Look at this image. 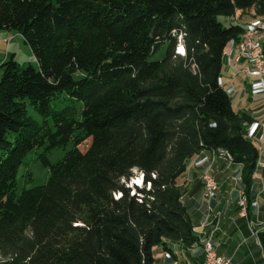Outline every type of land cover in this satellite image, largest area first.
I'll list each match as a JSON object with an SVG mask.
<instances>
[{"label":"trees","instance_id":"obj_1","mask_svg":"<svg viewBox=\"0 0 264 264\" xmlns=\"http://www.w3.org/2000/svg\"><path fill=\"white\" fill-rule=\"evenodd\" d=\"M251 8L264 15V0H0V31L38 63L0 60V264H155L156 247L201 246L178 181L188 160L229 159L248 191L261 158L220 81L246 29L235 14ZM41 147L48 179L17 193Z\"/></svg>","mask_w":264,"mask_h":264},{"label":"crops","instance_id":"obj_2","mask_svg":"<svg viewBox=\"0 0 264 264\" xmlns=\"http://www.w3.org/2000/svg\"><path fill=\"white\" fill-rule=\"evenodd\" d=\"M236 14L237 18H235V22L245 27L253 25L257 20H264V15H255L254 8L247 10L245 13H241V11L238 10ZM235 48L236 43H229L226 46L223 56V68L224 66L227 68L230 65V62H232L231 65L239 68L238 72L244 73L241 71V68L249 66L248 62L242 60L240 64H234L233 56ZM250 70V74L244 73L247 77L252 73H256L252 68H250ZM245 84V88H247L248 92L245 94L243 93L236 99L239 108H234L233 99L231 97L232 106L236 111H245L252 116L253 123L248 127V131L250 135H253L251 138L258 145L260 143L259 140H264V89L260 88L259 81H255L253 84L245 82ZM228 90L231 92L232 88ZM243 95L246 100H243ZM259 134L260 138L258 137ZM205 154H207V157L211 156V154L203 153L189 159L185 172L178 179L181 180L180 183H183L187 189L184 200L195 224H198L202 219L206 209L205 202L201 195V187L199 186L200 176L198 174V170L203 169L205 166ZM224 160V157L219 156L211 171V174L218 185L213 205L216 209L223 212V218L219 230L215 233L212 241L217 254L229 256L240 264H245L251 257H259V255L263 256L264 252L257 236L253 234V231L248 226L247 218H244L239 212L237 199L243 182L236 179L235 174L230 171V168L235 163L230 164ZM262 173L264 174V169L261 170L260 174ZM258 184L259 181H255L252 186L253 189L252 187L250 189L249 197L250 199H253V196H256V200L259 202L260 206L259 219L264 223V195L259 196L260 194L255 193L254 188L255 185ZM195 187L196 191L190 193ZM259 197H262V199L260 200ZM248 211L250 217L253 218L257 210L250 206ZM261 228H264V226ZM197 234L200 235V233ZM171 246L173 250L169 253L160 247L155 248V257L157 259L155 264H202L199 246H194L192 248H183L178 244H171Z\"/></svg>","mask_w":264,"mask_h":264},{"label":"rangeland","instance_id":"obj_3","mask_svg":"<svg viewBox=\"0 0 264 264\" xmlns=\"http://www.w3.org/2000/svg\"><path fill=\"white\" fill-rule=\"evenodd\" d=\"M235 15H237V14H235ZM219 19L221 21H223L226 18L224 16H219ZM239 42H240V40L236 43V47L239 44ZM165 51H166V44L163 43L152 54V56L150 57L151 60L161 59L164 56ZM175 51L176 52L181 51V45L179 43L176 46ZM12 54H14V58L19 63H23L26 65L31 64L33 66L38 65L37 60H36L32 50H31V47L24 42L22 36L18 32L14 31V30H1L0 31V60H5L6 58L10 57ZM231 64H232V62H230V65L227 68H226V66H224V68L221 72V76H220L221 80L220 81L222 82V84L224 85V87L226 89L232 88L230 94H231V97L233 99L234 108L238 109L239 105L236 102V99L239 98L243 93L245 94L246 92H248L247 88H245L246 87L245 82H250V84H253L255 81L258 82L260 80V76L257 73H252L249 77H247L244 73L238 72L239 71L238 67H235ZM1 71H2V69L0 68V74H1ZM250 73H251V70H250ZM244 79H245V81H244ZM261 86L264 87V78L261 79ZM235 89H236V91H235ZM243 100H246L244 95H243ZM76 105L79 106L78 103H76ZM28 114L31 115L32 117H34L39 122L43 121L42 116L34 109V107L31 104H28ZM252 136L253 135H251V137ZM262 138H263V136H262ZM259 142L260 143L263 142L262 143V150H259V151L261 154L260 162L264 163V158H263L264 157V140L263 139H262V141L259 140ZM89 143H90V140L86 139L78 147L80 150L85 151L87 149V147L89 146ZM259 144H258V146H259ZM71 147H72V143L69 142L65 147L52 148V149L46 151V156L51 163H55V162L59 161L64 156L65 152L67 150H69ZM43 149H44V147H41V148H37V149H33V150L29 151L25 155L22 163L19 165L18 173H17V186H16L17 193H20L24 188H30L32 186L43 184L48 179V176L50 173V167L48 165L43 164L41 158L39 157V155L41 154ZM206 157L207 156L204 157V159L206 160L204 168L198 170V174L200 176V179H199L200 185L199 186L201 187V195H202V188H203L202 174H203V172H205V170H208L209 172L212 171V168L215 165V162L219 158V155L213 154L211 156H208L207 158ZM224 159L226 160L227 163H230V164L233 163L232 161H230L229 159H227L225 157H224ZM263 169H264V165L263 166L257 165V171L254 175L252 182H251L249 190L247 191L245 189L246 188L245 185L241 184V188H240L241 191H240L239 197L237 199V205L239 207V212L243 215L244 218H247L248 226L253 231V234H255L257 236L258 241H259L262 248H263V246H262L261 242H262V237H264V228H261V227L264 226V223L259 219L260 206H259V202L256 200V196L254 195L253 199H250L249 195H250L251 187L254 185L255 181H257V180L259 181V184L255 185V187H254L255 193L260 194L259 196L264 195V174L263 173L260 174L261 170H263ZM230 171H232L235 174L236 179L242 181V179H241V166H239L238 164H233L232 167L230 168ZM140 177H141V175L139 174V172L134 170L133 179H130L128 181V185L130 186V185L134 184L133 183L134 181L136 183H140L141 179L138 181V178H140ZM178 181L180 182L181 180H178ZM217 188H218V185H217ZM217 188L214 191V195H213V197H211V202H210L212 208L214 209L213 210L214 212H211V214H208V215L205 212L202 216V219L199 221V223L195 224V232L201 234V237L199 235L200 241L203 240L204 238H211V237H212L211 238V240H212L215 233L219 230V227H220V224H221V221L223 218V212L221 210L216 209L215 206L213 205V201L216 197ZM252 189H253V187H252ZM192 191H196V187L193 188ZM243 197L246 199V202L244 205V207L246 209L245 214L242 213V206L240 205V199H242ZM259 199L261 200L262 197H259ZM205 206H206V202H205ZM250 206L254 207V209L257 210L256 214H254V217L252 216L253 218H251L249 215L248 210H249ZM217 213H219V217L221 215L220 218L218 217ZM214 217H215V219H214ZM205 219H207V221ZM216 221H217V223H216ZM207 222H208V226H206ZM202 225H203V227H202ZM211 230H212V232H209ZM199 247H200L199 251H200V255L202 257V263H203L202 244ZM263 252H264V248H263ZM263 259H264V255L263 256L259 255V257L258 256L257 257H251L249 260L246 261L245 264H263Z\"/></svg>","mask_w":264,"mask_h":264},{"label":"built area","instance_id":"obj_4","mask_svg":"<svg viewBox=\"0 0 264 264\" xmlns=\"http://www.w3.org/2000/svg\"><path fill=\"white\" fill-rule=\"evenodd\" d=\"M237 18V15H235ZM245 34V44L243 52L234 53V64H240L242 60H246L247 54H255L256 56V67H254V71L260 76L259 86L260 88L264 89L261 86V79L264 78V59L260 56V53L256 50V43L258 36H264V21H261L259 24H253L249 27H246ZM241 71L246 73V66L241 68ZM262 143L261 142L258 146L259 150H262ZM257 165L263 166L264 163L258 161ZM206 174H211V172H203L202 180H203V188H202V196H209V202H211V190L215 188V179L213 177V184L212 185H205V176ZM246 199L243 197L240 199V205L242 206V213H246V209L244 207ZM205 209V212L207 210ZM201 237V234H200ZM202 243V240H201ZM205 245V254L203 255V263L202 264H240L239 262L235 261L233 258L229 256H223L216 253L213 245V241L210 244H202ZM264 264V259H263Z\"/></svg>","mask_w":264,"mask_h":264},{"label":"bare ground","instance_id":"obj_5","mask_svg":"<svg viewBox=\"0 0 264 264\" xmlns=\"http://www.w3.org/2000/svg\"><path fill=\"white\" fill-rule=\"evenodd\" d=\"M261 21H264V20H258V21H256L254 24H259V23H261ZM244 32H246V29H245V31ZM243 32V33H244ZM180 45H181V51H178V52H180V53H182L183 54V52H184V49H183V45L181 44V43H179ZM244 44H245V34H242V36H241V39H240V42H239V44L237 45V47L235 48V52L234 53H239V52H243V50H244ZM256 50L260 53V56H262V58L264 59V36H258V39H257V43H256ZM233 58H234V56H233ZM246 61L248 62V65L249 66H246V74H250V68H252V69H254V67H256V56H255V54H247L246 55ZM209 161V160H208ZM213 161V160H212ZM210 162V161H209ZM211 163V162H210ZM205 170V169H204ZM205 172H209L208 170H205ZM141 179V177L140 178H138V181ZM135 182V181H134ZM213 184V176H212V174H206V176H205V185H212ZM216 188H217V184H216V181H215V188H214V190H211V197H213V195H214V191L216 190ZM202 198H203V201H205L206 202V206H208L207 207V210H206V213H207V215L208 214H211V212H214L213 210V208H212V206H211V204H210V202H209V196H202ZM220 213V212H219ZM219 213H217L218 214V217H219ZM216 214V213H215ZM211 216V215H210ZM214 216V215H213ZM220 217H221V215H220ZM219 217V218H220ZM209 218V217H208ZM213 218V217H212ZM214 219H215V217H214ZM206 221H207V219H205ZM203 222V221H202ZM214 222V221H213ZM210 223V222H209ZM215 223V222H214ZM216 223H217V221H216ZM218 225V224H217ZM206 226H208V222H207V225ZM202 227H203V225H202ZM211 227V226H210ZM212 228V227H211ZM215 228V227H214ZM215 231V230H214ZM213 231V232H214ZM217 231V230H216ZM209 232H212V230L211 231H209ZM210 234V233H209ZM204 235V234H203ZM206 235V234H205ZM212 235V234H211ZM212 238V237H211ZM211 238H204L203 240H202V244H210V243H212V240H211ZM202 250H203V255L205 254V245H202Z\"/></svg>","mask_w":264,"mask_h":264}]
</instances>
